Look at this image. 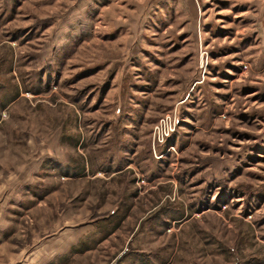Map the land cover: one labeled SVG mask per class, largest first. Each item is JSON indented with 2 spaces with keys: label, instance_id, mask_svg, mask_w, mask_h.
Returning <instances> with one entry per match:
<instances>
[{
  "label": "rangeland",
  "instance_id": "374dc122",
  "mask_svg": "<svg viewBox=\"0 0 264 264\" xmlns=\"http://www.w3.org/2000/svg\"><path fill=\"white\" fill-rule=\"evenodd\" d=\"M0 264H264V0H0Z\"/></svg>",
  "mask_w": 264,
  "mask_h": 264
},
{
  "label": "built area",
  "instance_id": "2783aa9c",
  "mask_svg": "<svg viewBox=\"0 0 264 264\" xmlns=\"http://www.w3.org/2000/svg\"><path fill=\"white\" fill-rule=\"evenodd\" d=\"M154 140L161 144L163 143L166 138L172 132L171 125L167 122V119H161L159 122L154 126Z\"/></svg>",
  "mask_w": 264,
  "mask_h": 264
}]
</instances>
